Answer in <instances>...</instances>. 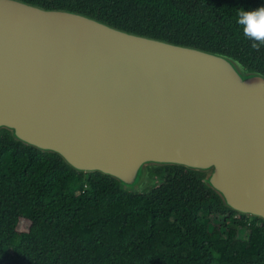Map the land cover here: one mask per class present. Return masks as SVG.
I'll use <instances>...</instances> for the list:
<instances>
[{
    "label": "water",
    "instance_id": "water-1",
    "mask_svg": "<svg viewBox=\"0 0 264 264\" xmlns=\"http://www.w3.org/2000/svg\"><path fill=\"white\" fill-rule=\"evenodd\" d=\"M130 192L178 166L264 223V75L82 13L0 0V131Z\"/></svg>",
    "mask_w": 264,
    "mask_h": 264
},
{
    "label": "trees",
    "instance_id": "trees-1",
    "mask_svg": "<svg viewBox=\"0 0 264 264\" xmlns=\"http://www.w3.org/2000/svg\"><path fill=\"white\" fill-rule=\"evenodd\" d=\"M21 1L224 54L264 75V47L254 49L236 23L238 9L264 0ZM149 174L153 187L130 192L1 130L0 264H264L261 220L224 207L199 173L163 166Z\"/></svg>",
    "mask_w": 264,
    "mask_h": 264
},
{
    "label": "clouds",
    "instance_id": "clouds-1",
    "mask_svg": "<svg viewBox=\"0 0 264 264\" xmlns=\"http://www.w3.org/2000/svg\"><path fill=\"white\" fill-rule=\"evenodd\" d=\"M236 23L242 27L243 35L252 41V47H264V6L256 10L238 9Z\"/></svg>",
    "mask_w": 264,
    "mask_h": 264
},
{
    "label": "rangeland",
    "instance_id": "rangeland-1",
    "mask_svg": "<svg viewBox=\"0 0 264 264\" xmlns=\"http://www.w3.org/2000/svg\"><path fill=\"white\" fill-rule=\"evenodd\" d=\"M212 221H213L214 223H217V222H220L221 219H220L219 217H212ZM239 237H241L242 239H244V238L246 237L245 232L240 230V232H239Z\"/></svg>",
    "mask_w": 264,
    "mask_h": 264
}]
</instances>
